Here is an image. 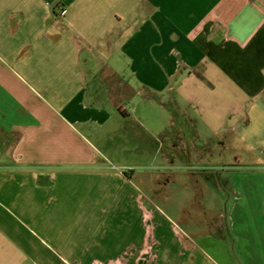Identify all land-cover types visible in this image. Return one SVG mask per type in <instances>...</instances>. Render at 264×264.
I'll list each match as a JSON object with an SVG mask.
<instances>
[{
	"label": "crops",
	"instance_id": "0c3cea01",
	"mask_svg": "<svg viewBox=\"0 0 264 264\" xmlns=\"http://www.w3.org/2000/svg\"><path fill=\"white\" fill-rule=\"evenodd\" d=\"M0 264H264V0H0Z\"/></svg>",
	"mask_w": 264,
	"mask_h": 264
},
{
	"label": "rangeland",
	"instance_id": "374dc122",
	"mask_svg": "<svg viewBox=\"0 0 264 264\" xmlns=\"http://www.w3.org/2000/svg\"><path fill=\"white\" fill-rule=\"evenodd\" d=\"M141 114L144 116H151V118L154 117V114L156 113L155 111H152V108H147L146 111L140 110ZM138 113V115H139ZM158 121L159 126L163 127L166 122L164 118H161L159 120H156L155 118L151 119L150 122L154 125ZM114 141V140H113ZM119 147V146H117ZM129 151V152H128ZM115 155H117L119 152H121V156L118 159H124L125 161L131 163L135 167L131 169L132 171L135 170L137 171V174L140 172H149V175L151 177H154V171L158 169H154V166L151 165V162H149L150 158H146L144 161L143 158L141 157L142 155L140 152L134 147L125 151H113ZM127 152L134 158V161L132 162L130 158L128 157ZM124 153V154H123ZM154 164V161H153ZM182 164V165H180ZM184 168L180 166H184ZM163 168V167H162ZM166 169V168H163ZM174 170L171 173L174 175L173 179V186H168L165 192L162 193H156L152 192L153 189L147 190L146 188H142L144 191L142 193L143 196H145L147 199L145 201H142V206H146L147 208L150 207L151 210H153L154 214L156 216L162 218L164 222H168L174 230H176L175 226L177 225L178 228L179 224L184 222L185 220L188 221H193L196 220L195 218L199 219L200 223L201 222H210L212 221V215L214 214H209L207 211L200 212V215H197L194 208H197V203L194 204V200L191 199L190 195L192 193L191 190V183H190V177L187 175H182V174H188V175H193L194 177H197V173L194 171H198L195 169L194 164L192 166L188 167V164L182 162V163H177V166L173 168ZM164 171V170H161ZM210 173V172H209ZM209 173H205V175H208ZM202 179L203 176H200ZM163 188V187H162ZM193 189V188H192ZM150 192V193H149ZM210 193V192H209ZM216 192L214 191L213 194ZM194 195V193H192ZM209 199V198H208ZM207 199H203L201 201L202 208L206 206L214 207V208H219V211L223 214H225V201H222L221 198L213 197L210 198L208 201L209 203L206 205ZM242 205H239L237 209H239ZM232 210L234 212L237 211ZM195 217V218H194ZM192 223H190L191 225ZM204 228L202 225H198V227L192 226V230L195 229H201ZM184 230V228H183ZM191 237H194V232H189ZM228 236V235H227ZM228 239V238H227ZM233 242V238H231ZM235 242V241H234ZM220 247L223 246L225 251L228 252L229 256H232V246L229 242V240H225V245H222V243H219Z\"/></svg>",
	"mask_w": 264,
	"mask_h": 264
},
{
	"label": "trees",
	"instance_id": "16d2710c",
	"mask_svg": "<svg viewBox=\"0 0 264 264\" xmlns=\"http://www.w3.org/2000/svg\"><path fill=\"white\" fill-rule=\"evenodd\" d=\"M43 181H44L43 178H39V180H38V184H39L40 186H47V185H49L48 183L45 184Z\"/></svg>",
	"mask_w": 264,
	"mask_h": 264
},
{
	"label": "built area",
	"instance_id": "2783aa9c",
	"mask_svg": "<svg viewBox=\"0 0 264 264\" xmlns=\"http://www.w3.org/2000/svg\"><path fill=\"white\" fill-rule=\"evenodd\" d=\"M176 230H177V227L175 226Z\"/></svg>",
	"mask_w": 264,
	"mask_h": 264
}]
</instances>
